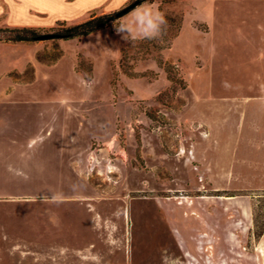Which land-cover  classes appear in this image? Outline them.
Masks as SVG:
<instances>
[{"label":"rangeland","instance_id":"rangeland-1","mask_svg":"<svg viewBox=\"0 0 264 264\" xmlns=\"http://www.w3.org/2000/svg\"><path fill=\"white\" fill-rule=\"evenodd\" d=\"M263 223L264 0L0 32V264H264Z\"/></svg>","mask_w":264,"mask_h":264},{"label":"crops","instance_id":"crops-1","mask_svg":"<svg viewBox=\"0 0 264 264\" xmlns=\"http://www.w3.org/2000/svg\"><path fill=\"white\" fill-rule=\"evenodd\" d=\"M127 0H0V12L15 24L38 25L56 19L81 20L101 8L110 11Z\"/></svg>","mask_w":264,"mask_h":264},{"label":"trees","instance_id":"trees-1","mask_svg":"<svg viewBox=\"0 0 264 264\" xmlns=\"http://www.w3.org/2000/svg\"><path fill=\"white\" fill-rule=\"evenodd\" d=\"M134 1H138V3L140 2V0ZM126 6L127 5H125L124 7ZM124 7H121L120 9ZM118 10L102 13H95L94 11H92L82 20L69 24H67L64 20L59 21L57 22V26L50 27V33L53 34L52 38L60 39H72L88 35L105 27L109 22L119 18L115 16ZM0 32L2 40L11 42L35 41L39 40V36L44 34L43 32H41L40 27L28 25L0 27ZM169 79L172 82L176 81V79L171 75H169ZM146 113L151 119H154L153 115L148 112ZM254 226H256V223H254ZM263 231L264 223L260 227H258L257 231L255 232V236H261Z\"/></svg>","mask_w":264,"mask_h":264},{"label":"water","instance_id":"water-1","mask_svg":"<svg viewBox=\"0 0 264 264\" xmlns=\"http://www.w3.org/2000/svg\"><path fill=\"white\" fill-rule=\"evenodd\" d=\"M138 4V1H133L132 3H130L129 5H127L126 7L118 10L115 14L116 17H121L122 15H124L125 13H127L128 11H130L131 9H133L136 5ZM53 34L48 33V34H43L41 36H39L38 39H46V38H52Z\"/></svg>","mask_w":264,"mask_h":264}]
</instances>
